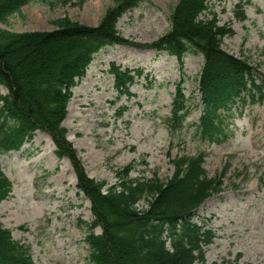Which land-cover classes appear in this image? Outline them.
Listing matches in <instances>:
<instances>
[{"label":"rangeland","instance_id":"374dc122","mask_svg":"<svg viewBox=\"0 0 264 264\" xmlns=\"http://www.w3.org/2000/svg\"><path fill=\"white\" fill-rule=\"evenodd\" d=\"M115 3L33 0L1 28L46 34L61 24L97 27ZM178 3L136 0L124 10L115 25L116 46L94 56L73 89L61 127L86 176L109 185L129 166L132 178L166 181L174 174L173 160L205 153L207 175L222 177L221 193L209 198L195 218L215 234L207 264H264V101L234 106L226 120L228 138L221 144L201 142L196 123L203 109L198 91L203 57L187 54L181 71L175 57L154 47L172 29ZM200 20L215 22L219 48L248 60L256 76L264 78V0H211ZM112 64L143 68L148 77L132 86L131 96H118ZM182 78L193 109L183 127L173 130L164 121ZM7 94L0 85V97ZM22 141L18 151L0 156L12 183L11 194L0 204L1 227L28 249L34 264H94L87 239L92 232L100 235L102 227H93L92 202L77 188L71 161L57 158L45 131H29Z\"/></svg>","mask_w":264,"mask_h":264},{"label":"trees","instance_id":"16d2710c","mask_svg":"<svg viewBox=\"0 0 264 264\" xmlns=\"http://www.w3.org/2000/svg\"><path fill=\"white\" fill-rule=\"evenodd\" d=\"M32 1L0 0V25ZM135 1L116 0L97 27L61 24L46 34H17L0 28V84L8 90L0 97V155L18 150L29 131L41 130L52 136L56 155L69 158L79 179L78 188L92 202L93 227H102L100 235L92 232L87 239L95 264H207L206 250L215 235L195 221L196 211L222 191V177L207 175L205 153L173 160L174 174L166 181L156 176L132 178L133 167L129 166L109 185L86 176L66 140L67 129L61 127L73 89L85 77L94 56L117 44L115 25ZM210 1L179 0L172 29L154 47L176 57L181 71L186 54L203 56L198 89L203 109L196 123L197 134L203 143L219 144L228 136L226 120L234 106L249 99L253 104L264 100V78L256 76L248 60L219 48L215 22L200 20ZM57 2L83 4V0ZM109 71L119 96H131L132 86L147 76L143 68L123 69L116 64ZM184 80L176 85L165 121L169 129H180L192 111ZM11 121L14 124L9 126ZM11 190L0 163V203ZM142 203L146 206L141 207ZM0 264H34L28 249L13 241L1 225Z\"/></svg>","mask_w":264,"mask_h":264}]
</instances>
